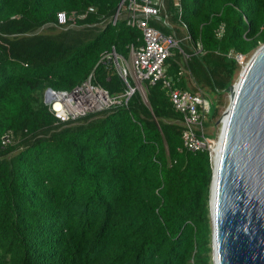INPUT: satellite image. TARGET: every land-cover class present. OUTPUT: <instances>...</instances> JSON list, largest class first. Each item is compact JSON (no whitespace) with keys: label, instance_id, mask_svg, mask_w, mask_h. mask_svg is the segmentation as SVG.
Returning <instances> with one entry per match:
<instances>
[{"label":"trees","instance_id":"trees-1","mask_svg":"<svg viewBox=\"0 0 264 264\" xmlns=\"http://www.w3.org/2000/svg\"><path fill=\"white\" fill-rule=\"evenodd\" d=\"M121 1L0 0V264H214L213 163L184 146L162 81L143 83L148 102L136 89L128 105L74 120L45 102L48 87L71 90L91 74L112 95L127 89L104 58L115 49L129 59L143 42L123 12L113 23ZM163 1L177 36L182 22L191 36L166 73L201 91L214 120L243 68L230 54L264 44V0ZM91 6L79 28L58 29L60 12Z\"/></svg>","mask_w":264,"mask_h":264},{"label":"water","instance_id":"water-1","mask_svg":"<svg viewBox=\"0 0 264 264\" xmlns=\"http://www.w3.org/2000/svg\"><path fill=\"white\" fill-rule=\"evenodd\" d=\"M229 91L230 104L219 120L222 122L229 111L215 204L214 163L210 192L213 262L264 264V44L253 53ZM140 92L148 102L145 89Z\"/></svg>","mask_w":264,"mask_h":264},{"label":"built area","instance_id":"built-area-1","mask_svg":"<svg viewBox=\"0 0 264 264\" xmlns=\"http://www.w3.org/2000/svg\"><path fill=\"white\" fill-rule=\"evenodd\" d=\"M125 1L122 0L121 5H119V11L118 14L116 13L113 23H116L119 15L123 12L128 24L141 31L143 42L138 48L132 46L129 57L132 59V68L128 66L127 59L118 55L115 49L111 53L105 54L104 58L114 62L120 76L127 84V89L119 95H112L107 88L94 83L93 74H91L88 79L71 90H55L48 87L45 91L46 104L61 121L74 120L89 113L99 112L114 106L128 105L135 88L138 89L139 85L143 87V83L146 81L151 84L162 81L174 108L183 115L184 146L193 151H209L211 161L214 163L220 135L213 138L206 134L205 110L208 104L204 94L201 91L193 92L177 86L176 80L167 75L165 69L166 60L173 55L175 49H179L188 57L181 48V42L184 39H190V34L187 32L184 38L177 36L168 15L162 16L161 11L165 9L163 0H128L126 4ZM93 11H95V8L91 6L87 12L80 15L76 13L69 19L66 17L65 12H60L58 14L59 23L65 25L70 20V22L72 21L71 26L76 24V17L83 19L89 12ZM153 21L162 22L163 25L172 28V33H165L154 26ZM182 26L187 30V25L184 22H182ZM224 31L225 26L222 24L217 30V36L222 37ZM197 48V52H201L203 50L202 44L198 43ZM230 56H235L242 65L245 64L246 56L243 54L231 53ZM11 140L12 134H6L3 143L8 144Z\"/></svg>","mask_w":264,"mask_h":264},{"label":"rangeland","instance_id":"rangeland-1","mask_svg":"<svg viewBox=\"0 0 264 264\" xmlns=\"http://www.w3.org/2000/svg\"><path fill=\"white\" fill-rule=\"evenodd\" d=\"M70 26V25H69ZM71 27H74V28H79V26H77V24H73L71 25ZM180 27L184 30L183 26L181 25L180 23ZM57 28V27H56ZM67 27H64V26H60L58 25V29H61V30H65ZM45 32H49L48 29H44ZM184 37L187 35V32L184 30ZM182 43V42H181ZM256 51V50H255ZM255 51H252L247 57H245V64L243 65V67L249 62L250 58L252 57L253 53ZM127 64L128 66H131V68L133 67V64H132V59L129 58L127 59ZM243 69V68H242ZM240 76V74H239ZM239 76L237 77L236 81L234 84H236L239 80ZM144 87V85H143ZM143 87L142 85H139L138 89L139 90H142L143 91ZM145 89V88H144ZM229 91H227L225 94H224V103L222 104V106L220 107V110H219V115L217 116L216 119L214 120H211L212 119V110L210 111L209 108H208V111H207V116L205 117V130H206V134L207 136H213L214 134L212 132H215V137L219 134H221V131L222 129L221 126H222V122H219V120L223 117V113L224 111L227 109V107L229 106L230 104V93H228Z\"/></svg>","mask_w":264,"mask_h":264},{"label":"bare ground","instance_id":"bare-ground-1","mask_svg":"<svg viewBox=\"0 0 264 264\" xmlns=\"http://www.w3.org/2000/svg\"><path fill=\"white\" fill-rule=\"evenodd\" d=\"M225 91L226 92L229 91V88L227 90H225ZM228 113H229V111L226 112V114L224 115L223 121H222V124H224V127L222 128L221 134H219V135H221V140H219V142H218V145H217V148H216L217 154H216V157L213 160L214 161V166L216 168V172H215L216 174H215L214 181H213V191H212L213 192V204H215V191H216V183H217V180H218L221 147H222V144H223V141H224L225 127H226V123H227V120H228ZM215 254H216V263H217V252Z\"/></svg>","mask_w":264,"mask_h":264},{"label":"crops","instance_id":"crops-1","mask_svg":"<svg viewBox=\"0 0 264 264\" xmlns=\"http://www.w3.org/2000/svg\"><path fill=\"white\" fill-rule=\"evenodd\" d=\"M139 90V89H138ZM190 90V89H189ZM140 91V90H139ZM141 93V92H140ZM142 94V93H141ZM143 96V95H142ZM143 98H145V97H143ZM145 100V99H144ZM146 101V100H145Z\"/></svg>","mask_w":264,"mask_h":264}]
</instances>
